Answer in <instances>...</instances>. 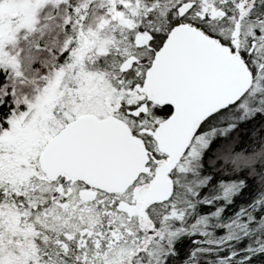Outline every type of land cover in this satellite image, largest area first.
I'll return each instance as SVG.
<instances>
[{
    "label": "snow or ice",
    "instance_id": "6c2138e0",
    "mask_svg": "<svg viewBox=\"0 0 264 264\" xmlns=\"http://www.w3.org/2000/svg\"><path fill=\"white\" fill-rule=\"evenodd\" d=\"M0 264H264V0H0Z\"/></svg>",
    "mask_w": 264,
    "mask_h": 264
}]
</instances>
